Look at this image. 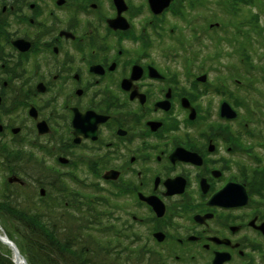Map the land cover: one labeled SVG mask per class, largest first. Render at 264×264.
I'll return each mask as SVG.
<instances>
[{"label": "flooded vegetation", "instance_id": "flooded-vegetation-1", "mask_svg": "<svg viewBox=\"0 0 264 264\" xmlns=\"http://www.w3.org/2000/svg\"><path fill=\"white\" fill-rule=\"evenodd\" d=\"M0 133L61 242L264 264V0H0Z\"/></svg>", "mask_w": 264, "mask_h": 264}, {"label": "trees", "instance_id": "trees-1", "mask_svg": "<svg viewBox=\"0 0 264 264\" xmlns=\"http://www.w3.org/2000/svg\"><path fill=\"white\" fill-rule=\"evenodd\" d=\"M6 136V133H0V215L12 227H18L16 232L24 243V246L21 244L18 247L26 255L29 264H66L67 260H72L73 264H107L102 252L95 250L96 253L90 255L86 251L90 239L78 244L61 242L53 221L49 225L44 223V218L54 220V212L50 207H41L42 201L35 186L38 183L31 179V176L38 175L39 165L28 163L21 142L13 144ZM19 137L14 139L21 141ZM5 175L8 176L7 180L1 182L5 180ZM10 176H17L26 184L11 183L8 181ZM81 230L79 226L80 233ZM8 236L13 240L11 234ZM11 257L12 254L0 252V264H14ZM67 264H71L70 261ZM155 264L169 263L158 261Z\"/></svg>", "mask_w": 264, "mask_h": 264}, {"label": "rangeland", "instance_id": "rangeland-1", "mask_svg": "<svg viewBox=\"0 0 264 264\" xmlns=\"http://www.w3.org/2000/svg\"><path fill=\"white\" fill-rule=\"evenodd\" d=\"M260 73H262V72H260ZM9 133H7L6 135H8ZM7 137V136H6ZM8 138V137H7ZM5 180H1V182H5L6 180H7V175H5ZM3 179V178H2ZM0 218H1V222H0V225H1V227L3 228V230H4V233L8 236V234H11L12 236H13V242L15 243V244H17V245H20V246H22L24 243H23V241L21 240V237H20V235L16 232V228H18V227H12L13 225L12 224H10L9 222H7V219L6 218H4L3 216H1L0 215ZM3 220V221H2ZM89 239V238H88ZM98 243L100 244V245H98ZM107 242H105L104 240H98V239H96V245H95V243H93L92 242V240H89L88 241V243L86 244L90 249H95V247L97 246H102L103 247V245H105ZM22 244V245H21ZM24 246V245H23ZM145 246V244H142V247H144ZM96 247V248H97ZM158 251L159 252H162V256L161 255H159L160 256V258H162V260H165V259H167L169 262H170V259H168V256L167 255H165L164 253H163V249L162 248H160V249H158ZM0 252H2V253H4V254H9V255H11V250H10V248L8 247V246H4L2 243L0 244ZM25 257H26V255L25 254H23ZM68 257V256H67ZM167 257V258H166ZM62 259H65V257H62ZM69 261H70V263L71 264H73V261L72 260H67V263H69ZM135 262H131V263H137V260H134ZM156 262V257H154L150 262H148V263H155ZM66 263V264H67ZM143 263H146L145 261H138V264H143Z\"/></svg>", "mask_w": 264, "mask_h": 264}, {"label": "water", "instance_id": "water-1", "mask_svg": "<svg viewBox=\"0 0 264 264\" xmlns=\"http://www.w3.org/2000/svg\"><path fill=\"white\" fill-rule=\"evenodd\" d=\"M171 1V0H170ZM169 4H165L164 6H163V10L168 6ZM163 10H161V12L163 11ZM15 44L18 46V42H15ZM9 182H18V183H23L19 178H17V177H11L10 179H9ZM1 240H2V242H4V244L6 245V246H8L11 250H12V252H13V262L15 263V264H19L20 263V259H21V257L22 258H24V256L21 254V252H20V250L18 249V247L7 237V236H5V239L4 238H2L1 237ZM26 264H29L28 263V261L26 260V258H24V260H23Z\"/></svg>", "mask_w": 264, "mask_h": 264}, {"label": "bare ground", "instance_id": "bare-ground-1", "mask_svg": "<svg viewBox=\"0 0 264 264\" xmlns=\"http://www.w3.org/2000/svg\"><path fill=\"white\" fill-rule=\"evenodd\" d=\"M5 236H6V234L4 233V230L0 225V244L2 243L4 246H6V245L4 244V242H2L1 237L5 239ZM23 260H24V258L21 257L19 264H26Z\"/></svg>", "mask_w": 264, "mask_h": 264}]
</instances>
